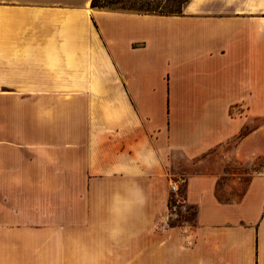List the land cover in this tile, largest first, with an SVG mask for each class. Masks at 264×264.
Segmentation results:
<instances>
[{"label": "crops", "instance_id": "crops-1", "mask_svg": "<svg viewBox=\"0 0 264 264\" xmlns=\"http://www.w3.org/2000/svg\"><path fill=\"white\" fill-rule=\"evenodd\" d=\"M90 1L0 0V264H264V0Z\"/></svg>", "mask_w": 264, "mask_h": 264}, {"label": "rangeland", "instance_id": "rangeland-1", "mask_svg": "<svg viewBox=\"0 0 264 264\" xmlns=\"http://www.w3.org/2000/svg\"><path fill=\"white\" fill-rule=\"evenodd\" d=\"M121 3L118 6H122V8H116V10L121 11H133V12H162L164 14H176L175 11H180L184 5L186 0H120ZM257 120V124H258ZM260 159H255L254 167L258 169L260 165ZM251 168V166H250ZM227 170L233 172H240L242 170V165L238 164H229L227 165ZM229 178V177H228ZM247 176H241V178L237 181L238 185H233L232 189L225 186V180L219 183L217 187V195L221 200H230L236 199L242 192L243 185L246 181ZM226 179V178H225ZM171 184V182L169 183ZM172 192V191H171ZM175 192H173L174 194ZM178 197H181L178 195ZM177 196H171L169 198L168 206L169 213L174 212L173 206L175 205V201ZM178 216L173 219H169L170 222L175 221H191L193 218V211L187 210L186 212L180 211L177 209Z\"/></svg>", "mask_w": 264, "mask_h": 264}, {"label": "trees", "instance_id": "trees-1", "mask_svg": "<svg viewBox=\"0 0 264 264\" xmlns=\"http://www.w3.org/2000/svg\"><path fill=\"white\" fill-rule=\"evenodd\" d=\"M120 3H121L120 0H91L90 6L91 7H97V8L116 9V8H122V6H118ZM175 12L180 13V11H175ZM157 13L164 14L162 12H157Z\"/></svg>", "mask_w": 264, "mask_h": 264}, {"label": "clouds", "instance_id": "clouds-1", "mask_svg": "<svg viewBox=\"0 0 264 264\" xmlns=\"http://www.w3.org/2000/svg\"><path fill=\"white\" fill-rule=\"evenodd\" d=\"M152 157H154V153L150 152L149 157L145 158V165L149 168H151L153 166L154 160L152 159ZM158 163V161H156ZM136 194L140 197L139 202L143 203V198H142V190L137 188L136 190ZM121 203V201L119 200V198H117V204ZM129 202H125V206H127Z\"/></svg>", "mask_w": 264, "mask_h": 264}, {"label": "built area", "instance_id": "built-area-1", "mask_svg": "<svg viewBox=\"0 0 264 264\" xmlns=\"http://www.w3.org/2000/svg\"><path fill=\"white\" fill-rule=\"evenodd\" d=\"M177 185H178V182L177 181H172L171 184H170V190L172 192L178 191V186ZM179 201H182L181 197H177V199L175 201V205L176 206H177V203ZM175 205L173 206V208H175ZM179 209H180V211H183V210H185V207L184 206H179Z\"/></svg>", "mask_w": 264, "mask_h": 264}]
</instances>
